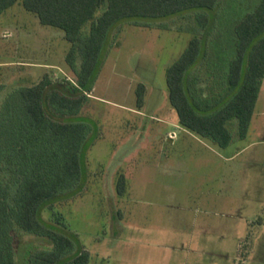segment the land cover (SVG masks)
<instances>
[{"label":"rangeland","instance_id":"obj_1","mask_svg":"<svg viewBox=\"0 0 264 264\" xmlns=\"http://www.w3.org/2000/svg\"><path fill=\"white\" fill-rule=\"evenodd\" d=\"M258 1L219 0L205 29L187 12L150 27L124 21L111 31L80 113L58 116L89 128L81 184L42 211L75 252L89 253L88 264H264V77L245 138L237 137L233 120L225 148L179 125L165 80L197 36L204 41L200 85L218 91L235 54L234 27ZM69 48L62 30L41 25L21 1L6 9L0 14V104L45 77L75 86L65 60ZM54 215L62 225L49 223ZM13 235L15 264H29L32 253L51 248L44 238Z\"/></svg>","mask_w":264,"mask_h":264},{"label":"trees","instance_id":"obj_2","mask_svg":"<svg viewBox=\"0 0 264 264\" xmlns=\"http://www.w3.org/2000/svg\"><path fill=\"white\" fill-rule=\"evenodd\" d=\"M18 1L41 25L64 32L70 44L65 60L76 82L67 88L45 77L13 90L0 104V264H15L16 230L51 244L50 249L32 253L29 264H88L89 253L75 252L71 239L42 218L48 205L74 192L82 181L80 160L89 128L58 116L80 113L117 24L132 21L150 27V21L193 12L197 25L205 29L219 0H0V14ZM234 45L235 54L225 80L217 81L216 92L211 85L205 92L196 73L204 56L200 37L190 38L165 74L168 100L179 125L220 148L232 140L231 121L237 123V137L244 139L253 115L264 77V0L235 25ZM143 95L144 85L139 84L138 108ZM125 188L120 175L118 194ZM61 220L54 215L49 223L59 226Z\"/></svg>","mask_w":264,"mask_h":264},{"label":"crops","instance_id":"obj_3","mask_svg":"<svg viewBox=\"0 0 264 264\" xmlns=\"http://www.w3.org/2000/svg\"><path fill=\"white\" fill-rule=\"evenodd\" d=\"M260 223H261V225H262V227H263L264 221H262V222H260Z\"/></svg>","mask_w":264,"mask_h":264}]
</instances>
